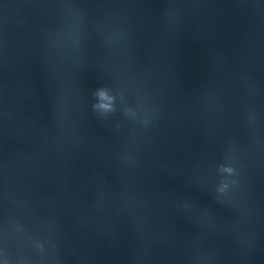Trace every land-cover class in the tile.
<instances>
[{"label": "clouds", "instance_id": "9594fccd", "mask_svg": "<svg viewBox=\"0 0 264 264\" xmlns=\"http://www.w3.org/2000/svg\"><path fill=\"white\" fill-rule=\"evenodd\" d=\"M101 96L103 97V96H104V94H103V93H101ZM101 107H103V108H108V105H101Z\"/></svg>", "mask_w": 264, "mask_h": 264}]
</instances>
